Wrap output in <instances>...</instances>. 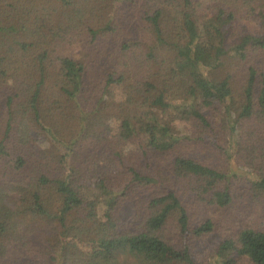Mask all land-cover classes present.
Listing matches in <instances>:
<instances>
[{
  "label": "trees",
  "instance_id": "16d2710c",
  "mask_svg": "<svg viewBox=\"0 0 264 264\" xmlns=\"http://www.w3.org/2000/svg\"><path fill=\"white\" fill-rule=\"evenodd\" d=\"M263 204L264 0H0V264H264Z\"/></svg>",
  "mask_w": 264,
  "mask_h": 264
},
{
  "label": "rangeland",
  "instance_id": "374dc122",
  "mask_svg": "<svg viewBox=\"0 0 264 264\" xmlns=\"http://www.w3.org/2000/svg\"><path fill=\"white\" fill-rule=\"evenodd\" d=\"M245 24V23H244ZM239 25H243V24H239ZM245 26V25H244ZM239 27V26H238ZM113 168H111V166L110 165H108L106 162H102V164H101V168H100V174H102V175H112V173H113ZM262 208L264 209V204L263 205H261L260 207H259V212H261L262 211ZM255 215H258L257 213H255ZM260 217L262 218V220H263V222L261 223V219H260ZM256 219H258V221L260 222L259 224H260V226L261 227H263L264 228V211L262 212V213H260V216H258V217H255Z\"/></svg>",
  "mask_w": 264,
  "mask_h": 264
}]
</instances>
